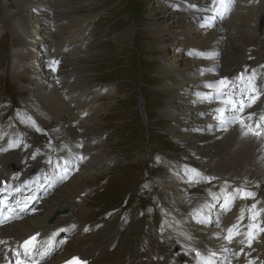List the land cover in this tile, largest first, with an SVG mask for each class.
Returning a JSON list of instances; mask_svg holds the SVG:
<instances>
[{
  "label": "rangeland",
  "instance_id": "1",
  "mask_svg": "<svg viewBox=\"0 0 264 264\" xmlns=\"http://www.w3.org/2000/svg\"><path fill=\"white\" fill-rule=\"evenodd\" d=\"M6 1L8 2V6L6 5ZM6 1H0V5L1 3L3 4L2 8L4 10L3 13L0 10V16L2 14V17H0V101L11 99L14 102L13 116L8 119L16 122L14 126L17 127L19 134L32 136L36 134L35 129L38 122L43 123L45 120L38 118L37 111L34 108L30 110L24 104V101L26 99L35 100L34 96H39L34 84L40 86L39 88L44 86L42 81V75L44 74L43 63H40L37 53L38 44L34 41L36 52L29 53L30 51H28V55H30L28 57L33 60L32 67H29L30 64L24 61L18 63L15 61L17 65H14L13 58L9 55L10 49L13 48L15 50L24 46V37L18 29V26L22 25V20L17 21L21 19V2L23 0L17 2L19 8L14 0ZM26 1L34 4L33 7L35 6L36 9L38 6L35 22L32 24L33 26L27 28L31 35L30 38L35 39L38 33H43L40 36V39L42 38L41 45L45 44L48 39H54L52 43L56 46L57 42H62L63 37L73 29L78 32V42L75 45L69 46L71 51L82 40L83 36L86 35L92 44L89 49L82 47L83 56L80 60L78 59V66H82L83 71L93 77L91 81L96 80L99 82L98 85L106 86L103 93L100 92V94L94 96L97 107V111H95L97 120L96 130L103 137L109 134V139L100 149V153L107 159L104 167L108 166L110 162L112 163L107 169L102 168L97 173L94 172L97 171L95 165L91 163L87 173L82 172L76 176L78 178L76 182L79 183L78 190L76 191L80 194L86 189L87 195L82 196L80 194L76 198L72 197V203L68 205L71 207L69 216L73 217V219L83 220V223L88 226L87 230L90 227L100 226L101 230L96 238L108 234L109 231H121L125 229L132 223L133 217L139 225L135 228L136 232L129 247L138 249V245L142 239L157 224L159 214L163 213L164 209H166L165 204L167 202L161 195V192L165 190L163 185L165 171L167 170L165 157L172 160L177 170L181 168L178 163H182L184 167H191L203 172V175H205L206 183L190 181V177L187 178L190 187L196 188L197 191L195 195H190L191 197L198 198L210 193L212 187L216 186L217 182L215 179H218V176L213 175V172L209 169H201L198 158L193 157L187 151L189 146L185 149L186 146L182 144L176 132H186V128L183 126L177 127V122L172 120L168 114H162V109H167L169 106L168 101L170 100L165 92L169 79L165 78L164 69L166 66H170L169 68H173L174 66L175 69L177 68V71H183L185 69L184 61L187 62L189 60L186 49L188 46L184 43L180 45L173 36L170 38V31H167V39L165 38V41L161 42L159 37L151 34L149 29L154 28L152 27L153 24H158L160 27L168 25L171 29L177 30L175 19L178 13H175L170 0H167L163 5L161 0H64L63 5L58 3L60 0ZM42 1L47 6L48 3H51L53 13L54 11L57 12V16H60V13L68 11L72 17L79 16L81 19L73 20L72 18L69 23L67 20H62L60 24H63V26L60 30L57 27L52 32L48 25L43 24L44 20H47V16L43 11L44 4L39 3ZM173 1L174 7H176L175 4L180 0ZM262 1L263 4L255 9L257 14L262 17V20L258 23L261 31L264 30L261 25L264 20V0ZM29 6L32 7L31 5ZM132 11L137 17L136 19ZM242 23L241 21L239 24ZM190 25L187 26L188 30ZM245 26L246 24L241 27V30L243 33H248L249 28ZM37 27H40L41 30L36 29ZM8 30L11 31L9 34H7ZM56 32L58 34H55ZM30 42L33 43L32 40ZM80 50L79 48L78 52H69L65 56L73 59L75 58V53L78 54ZM14 53L17 54V51L15 50ZM176 57H181V61L174 62L173 60ZM19 59L22 58L20 57ZM170 61L174 62L173 66ZM205 63L211 64L212 61L206 60ZM198 64L197 60L195 65L198 66ZM40 67L42 70L38 72L37 79L32 83L29 76L33 74V69L40 70ZM189 89H196V87ZM189 89L187 87L185 91L190 92ZM89 95L90 93L87 91L79 97V100L83 103L88 99ZM145 104L146 110L151 109V119H148L145 113ZM188 107L181 108L182 112L188 111L190 109ZM9 109L10 106L8 104L0 102L1 125H4V123L9 125L10 120L4 117L5 115L10 116V113L6 114ZM69 116L66 113L62 117L57 115L65 125L71 122ZM105 117L104 121L103 118ZM172 127L176 128L172 129ZM109 128L114 129L113 134L110 133ZM104 133L106 134L105 136ZM111 137L112 142L109 141ZM158 138H162V141L157 142ZM174 139H176L177 143L174 142ZM178 139L180 142H178ZM149 143L150 145H147ZM46 144L54 145L51 137L42 144L38 140H34L30 143V148L24 147L22 149L28 150L26 156L30 157L33 155L34 157L32 152L37 150L38 146L46 147ZM135 164L137 165L135 166ZM128 169L131 170L127 171ZM133 170H136L139 177L136 180L137 182L134 185L132 183V186L128 189V191L132 190V192H127V189L118 191L115 194L117 198L113 200L109 197L110 192L107 191L99 195L96 194L97 196L93 197V194L101 186L115 185L114 183L117 182L130 183L131 180L133 181L136 175V173H131ZM142 177L151 179V183L156 187L157 195L163 198L162 206L155 207L156 214L154 220L146 222L145 228H143L144 223L141 220L146 218L147 215L139 219L135 213L136 209L142 205L137 197L138 185H136ZM172 180V186L176 192L181 188L180 193L183 194V185L177 181V178H173ZM168 181L169 178L166 182ZM66 185L63 187V191L72 189ZM129 197L130 199L126 201ZM123 199L126 201V207L134 208L135 212L131 211L130 208L123 216H114L112 218L111 215V219L107 220L105 215L108 213V204L110 205V209L114 206L122 207L124 205L122 203ZM102 203H105L103 204L104 207H96ZM78 207L83 210L82 213L77 212ZM184 209H186V205ZM103 226H106L108 229H105ZM163 245L164 249L169 252L170 249L167 247V244L163 242ZM172 251L176 253L177 248L174 246Z\"/></svg>",
  "mask_w": 264,
  "mask_h": 264
},
{
  "label": "bare ground",
  "instance_id": "2",
  "mask_svg": "<svg viewBox=\"0 0 264 264\" xmlns=\"http://www.w3.org/2000/svg\"><path fill=\"white\" fill-rule=\"evenodd\" d=\"M190 1L193 6L200 7L202 0H180L179 2L186 4ZM261 1L262 0H241L242 4H240L230 18L223 23L224 27L227 29L226 33H222L219 28L216 27L218 24L211 25L209 28L204 29L200 27L197 28L196 25L200 13L195 12L191 14L186 11L178 12L176 15L175 26L179 30L171 29L168 25H165V27L162 25L163 27H160L158 24H153L152 27L154 28L149 29L151 34L156 35V37L158 36L161 42L165 41V38L167 39V31H170V38L173 36L180 45L184 43L188 46L186 49L189 60L187 62L184 61L185 69L183 71H177V68L175 69L173 66L175 61H181V57H176L173 60L174 62L170 61L173 68H169L170 66L166 65V67L164 66V76H166V79H169L167 81L168 86L165 92L170 100L168 101L169 106L167 109H162V114H168L172 120L177 122V127L183 126L186 128L185 133L176 132L177 136L181 139L182 144L190 145L188 148L189 151L193 150L194 152H192V154H195L201 159L205 163L206 168L210 169L214 175L224 179L225 183L239 184L243 186H251L256 183H259V186H261L260 181H264V169H262L264 168V155L261 154L257 157L256 147H254L249 140H240L242 136L246 135L244 128L240 126L236 131V136L234 133L224 130L222 132V139L220 140L218 137L213 136L212 129H208L206 126L205 117H207V112L205 110L204 102L198 103V105L201 106L200 112L190 116L185 115L186 117H183L181 113L184 111L182 112L181 108L189 106L188 108L190 109L186 111L189 112L194 106H196L192 101L201 99L204 92L205 82L213 83L216 79V77L211 75L213 68H217L222 75H235V73L241 69H245L246 71H264V30L261 31L260 26H258L262 17L254 12V9L261 4ZM63 2L64 0L58 1L60 5H63ZM39 3L44 4L43 1ZM33 5L34 4H31L26 0L21 2L22 25H19L18 29L24 37V46L28 47L29 44H33L32 51L34 53L36 52V44L30 42L31 40H28L31 35L29 29L27 30L28 27L30 28L33 26L32 24L35 22V16L37 15L38 6L36 9ZM48 5L52 10V4L48 3ZM29 12H33L32 16H30L31 13ZM56 13L57 12L54 11V15L52 16V20H54L52 26L54 28L58 27V30L63 26V24H60V21L62 20H67L69 23L72 18L73 20L81 19L79 16L72 17L68 11L60 13V16H57ZM48 15L49 14H46L47 18H50L51 16ZM241 21L243 23L239 24ZM189 24L191 25L188 30L187 26ZM244 24H246L245 27L249 28L248 33H243L241 30V27ZM261 25L264 28V20ZM166 27L168 28L166 29ZM49 28L51 31L50 26ZM77 33L78 32L71 29L70 32L65 35L62 42H57L55 53H63V49L66 46L73 45L77 41ZM76 47L70 52L76 51ZM28 51H30L29 53L32 52L31 50ZM76 59L77 58L71 59L66 57L67 64H65L62 69L64 70V82L67 84L65 89L68 90L67 93L70 94V96L71 93L73 94L70 101L76 102V113L81 115L87 111L85 107L89 104L82 103L78 99V96L83 92L81 85L85 84L84 80H87V78L84 77L81 69L76 71L75 67H73L72 70H69V67L73 65ZM195 60H198V66L195 65ZM206 60L212 61V63L206 64ZM29 64V67H32L31 63ZM36 73L37 70L33 69V74L29 76L32 83L37 79L38 74ZM85 73L87 74V72ZM72 77H74V82L70 83L69 79ZM42 81L45 86L46 82L44 79ZM187 82L195 83L196 89L188 88L190 92H186L183 85ZM34 86L39 94V96L35 94V97L40 102V105L45 108L49 114L59 119V121H62L57 115L61 117L64 116L65 113H67V110H69V107L66 102L60 99L59 90L56 88L48 90V88H45L44 86L39 88L40 86L35 84ZM102 90L103 88H101V91ZM27 101L31 100L27 99ZM90 110L91 108L88 109V111ZM188 118L195 122L188 121ZM78 119L81 118L75 116L74 120ZM80 124L82 130L81 132H78L69 123L65 125L62 121L61 125L65 129V134H57L54 138L60 141L57 145V149L65 153L69 150H75V142L78 137H82L87 141V167L85 166V170L83 171V173H87L93 160L97 164L100 163L98 156L92 155V158L90 156L91 152L95 150L92 145L93 143H97L99 138L93 130L95 125L90 124L88 113L84 119H81ZM196 124L201 125V129ZM174 128L176 127H172V129ZM2 136L4 140L1 142L9 144L15 152L0 156V163L6 164L7 169H19L20 165H26V152L22 151L18 145L12 146L8 134L3 132ZM198 142H201L202 144L195 146ZM47 149L49 148H38V156L36 158L38 162H41V157L48 155ZM111 163L112 162H110L108 166L111 165ZM108 166H103L102 168L107 169ZM166 167L167 170L165 171L163 185L164 189L168 192V195L165 190L162 191V194L165 196V200H167L169 207L162 213L159 222L153 230H150L139 243V249H137L136 252L134 248L128 251V245L133 240V235L136 232L135 228L139 225L135 219H133L132 223L125 229H122L121 231H109L108 234H105L100 238H96L100 233V226L91 227L87 235L81 233L82 227L85 224L83 223V220L76 218L73 219V217L69 216L71 207L68 206L72 203V197L76 198L77 196H80V194L86 193V189L80 194L76 191L79 186V183L76 182V179H78L76 176H74V178H72L66 185L72 189L69 191H63L64 189H62V191L59 192L58 200L54 202H45L42 205V212L36 217H30L21 222H17L13 226L12 221L5 225H0V247L9 239V237L23 238L37 230H45V232L39 233V238L44 233H51L54 229L72 224L78 231L77 236L69 245V253L66 257L71 254L81 253L84 257H91L93 259V264H124L125 262H122L127 257L132 256L138 259L137 264H166L162 260V257L156 255L157 251L155 250V248L159 247L162 242L166 241L170 247L177 246V253H175V256L177 261H179L178 264H181V259L185 260L188 258L187 252L189 249L201 246L205 238L203 228L197 226L203 221V217L200 215L194 217L191 216L188 210L191 206L190 197L186 195V192H190L192 188H187L188 179L185 176L195 177L197 170L182 167L178 171L175 168V164L168 160H166ZM101 169H98L97 171ZM168 178L169 181L166 182ZM173 178H177V181L183 185V194L180 193L181 188L176 192L175 188L172 186ZM201 181L204 182L202 176ZM169 196H173V198H170ZM22 200H24V198L19 197V188H11L0 194V202H2L3 208L6 211H8L9 208L21 206L19 205V202ZM35 204H37V202H35ZM185 205L186 209H184ZM47 206H49L48 209L46 208ZM31 210L33 212L37 211L38 206ZM82 211L83 210L78 207L77 212L82 213ZM187 213H189V215H187ZM229 218L230 217L227 216L226 220L229 221ZM49 219L54 221L50 223L48 222ZM103 227L108 229L106 226ZM211 232H213V230H211ZM219 246H222V243L217 241L213 248L217 249ZM263 247L264 238L263 246H260V249H264ZM5 257L6 259L2 257L0 248V264H13L10 257L7 255ZM37 257V255H32L31 259L34 260ZM61 259L63 258L51 259L45 264H57Z\"/></svg>",
  "mask_w": 264,
  "mask_h": 264
},
{
  "label": "snow or ice",
  "instance_id": "3",
  "mask_svg": "<svg viewBox=\"0 0 264 264\" xmlns=\"http://www.w3.org/2000/svg\"><path fill=\"white\" fill-rule=\"evenodd\" d=\"M221 3H223V0H221ZM54 63H56V62H54ZM254 134H258V133H254ZM249 195H251V194H249ZM27 243V242H26Z\"/></svg>",
  "mask_w": 264,
  "mask_h": 264
}]
</instances>
